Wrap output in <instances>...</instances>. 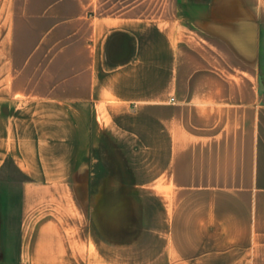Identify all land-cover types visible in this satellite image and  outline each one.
<instances>
[{
    "label": "crops",
    "instance_id": "obj_1",
    "mask_svg": "<svg viewBox=\"0 0 264 264\" xmlns=\"http://www.w3.org/2000/svg\"><path fill=\"white\" fill-rule=\"evenodd\" d=\"M0 264H264V0H0Z\"/></svg>",
    "mask_w": 264,
    "mask_h": 264
},
{
    "label": "rangeland",
    "instance_id": "obj_2",
    "mask_svg": "<svg viewBox=\"0 0 264 264\" xmlns=\"http://www.w3.org/2000/svg\"><path fill=\"white\" fill-rule=\"evenodd\" d=\"M168 2V1H167Z\"/></svg>",
    "mask_w": 264,
    "mask_h": 264
}]
</instances>
